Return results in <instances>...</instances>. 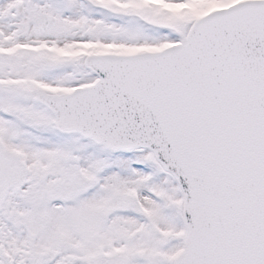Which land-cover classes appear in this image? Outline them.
I'll use <instances>...</instances> for the list:
<instances>
[{"label":"snow or ice","instance_id":"obj_1","mask_svg":"<svg viewBox=\"0 0 264 264\" xmlns=\"http://www.w3.org/2000/svg\"><path fill=\"white\" fill-rule=\"evenodd\" d=\"M0 264H264V0H0Z\"/></svg>","mask_w":264,"mask_h":264}]
</instances>
